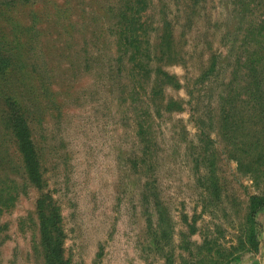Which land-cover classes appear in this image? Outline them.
I'll return each mask as SVG.
<instances>
[{
    "label": "rangeland",
    "instance_id": "374dc122",
    "mask_svg": "<svg viewBox=\"0 0 264 264\" xmlns=\"http://www.w3.org/2000/svg\"><path fill=\"white\" fill-rule=\"evenodd\" d=\"M114 4L0 0L5 51L12 55L10 50L20 47L21 52L0 74V191L11 199L0 212V264H45L39 199L58 210L59 239L70 264H164L167 257L183 264L185 248L192 249L195 261H208L234 243L246 195L264 191V179L254 189L223 154L218 117L227 103L218 107L216 90L224 85L227 93L225 85L232 81L229 90L242 95L246 77L257 85L264 75V0H147L139 21L141 42L154 50L140 71L133 68L130 51L123 53L117 44L116 8L110 15ZM164 22L173 28L184 63L162 64L180 84L165 88L162 104L172 99L181 111H161L157 117L161 103L151 91L159 64L153 57ZM209 58L216 63L215 91L207 94L192 85ZM186 86L196 94L202 119L211 117L210 146L199 142ZM9 103L29 126L39 188L29 182L5 123ZM202 149L212 153L206 160ZM211 161L226 195L219 204L207 202L203 190ZM155 202L171 219L169 238L163 237V224L157 227ZM195 217L190 235L187 225ZM256 220L261 225L258 253L231 264H264L263 210ZM153 235L158 236L155 246Z\"/></svg>",
    "mask_w": 264,
    "mask_h": 264
},
{
    "label": "trees",
    "instance_id": "16d2710c",
    "mask_svg": "<svg viewBox=\"0 0 264 264\" xmlns=\"http://www.w3.org/2000/svg\"><path fill=\"white\" fill-rule=\"evenodd\" d=\"M194 1L198 2L199 0ZM116 4L117 5L114 4L116 7L114 5L111 6L113 8L110 9V15H115L114 8H116V23L113 28L116 29L115 35L118 38L117 44L120 48H123V53L128 50L130 51L129 59L134 62L133 68L138 71L141 69L143 70L151 61V54L154 50V48H150L147 43V45H145V43L141 42L142 33L140 31L139 21L140 15L143 13L142 11L147 6V0H116ZM157 36L158 53L157 56L153 58L159 65L153 69L154 80L151 94L155 99H159L161 103L157 106V111L155 112V115L158 117L161 111L163 113L181 111L180 103L172 99H167L165 103L162 104L165 97V88H180V84L175 82L174 78L163 70V65H182L184 60L180 51L176 48V40L173 34V28L170 24L164 22L157 30ZM5 46H8V44L6 45L0 37V74L8 68L7 66L12 60V56L15 57L16 55L14 54L20 55L19 53H21L20 47L16 46L17 48L13 51L10 50L12 55H9L5 51ZM215 65L214 59L209 58L206 68L194 79L192 87L195 88L198 86L203 88L207 94L214 92L215 88L212 87L211 78L215 72ZM119 71L121 72L120 69ZM147 71L151 72L149 66L147 67ZM259 77L260 82L257 83V85L249 76L246 77V81L242 87L245 89V93L242 95L236 92L237 89L233 91L229 90V87L234 84L232 81L225 85L226 90H228L227 93H225L223 89L224 85L219 87L222 89H216L219 93L218 107L221 101L227 103V107L224 105L219 108L218 117V137L221 139L223 145V154L236 162L238 172L251 179L254 189H258L264 179V75L260 74ZM112 81L114 80H109L110 83H112ZM251 86L255 87L256 92H250ZM135 94L136 93H134V95L132 94V97L135 96ZM186 95L189 97L187 104L190 106V119L195 125L198 137H200L199 142L210 146L213 144V141L209 137L211 131L209 126L212 122L211 117L206 115L207 118L202 119L203 115H200L197 104L198 101L195 99L196 94H194V91L188 86H186ZM21 112L22 111L19 110L15 103H9V112L6 118L7 122L5 123L14 137L17 152L22 159V167L29 182L39 188L42 183L39 162L31 142L29 126ZM137 125H139L138 121H136V127ZM139 136H141L140 133ZM202 151L203 154H206L205 160L207 159L206 157L212 154L207 150L202 149ZM208 168L205 180L207 186L204 187L203 190L207 202L211 201L219 204L226 195L223 196L222 190L218 188L219 184L215 174V162L211 161ZM246 199V209L243 213L244 216L241 217L237 223L234 243L229 245L222 255L210 257L208 261L205 260L203 262L199 259L195 261L193 259L192 249L185 248L184 250L187 256L183 264H231L239 261L245 255L249 256L258 253V235L261 230V225L256 220V214L260 210L264 211V191L246 195ZM10 200L8 201V199H6L5 190L0 191V212L3 208L7 207ZM48 201L49 200L39 199L36 202L43 259L45 264H70L69 259L64 258L63 242L59 239L58 210ZM155 205L158 216L157 227L159 229L163 224V237L169 238V232H171L172 228L171 219L167 216L164 208L158 202H155ZM206 207L208 206H205V208ZM225 212L226 210H223L224 216ZM146 223L148 231L152 232L153 228L150 219H147ZM195 224L196 217L187 225L190 235L195 233ZM157 239L158 236L153 235V246L156 245ZM201 248L202 246L196 247V250L198 251V249ZM164 264H172V257H167Z\"/></svg>",
    "mask_w": 264,
    "mask_h": 264
}]
</instances>
